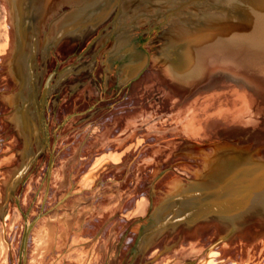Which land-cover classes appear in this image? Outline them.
Segmentation results:
<instances>
[{
	"label": "rangeland",
	"instance_id": "374dc122",
	"mask_svg": "<svg viewBox=\"0 0 264 264\" xmlns=\"http://www.w3.org/2000/svg\"><path fill=\"white\" fill-rule=\"evenodd\" d=\"M95 1L97 0L91 2ZM122 1V6L125 7L133 3L135 21L134 24H129L125 35H135V48L139 50L135 59L144 61L135 72V81H138L145 74L149 76L156 67L161 68L160 63L166 62V32L171 26L168 11L177 7L181 0ZM89 2L90 0H35L30 6L31 16L27 21L25 44L19 63L21 62L24 73L26 63L30 62L36 93L40 92L39 89L46 82L45 101L41 111L46 140L43 149L37 152L35 146H31L33 155H28L30 158L26 159L19 177H16L12 195L6 203L0 204V228L5 215V223L9 227L8 245L2 248L4 253L0 255V264H182L181 255L171 260H154L147 253L149 239L141 245L137 241L139 234L143 227H151L155 223V209L168 194L175 192L179 184L189 177L194 178L197 174L206 172L203 169L217 164L219 158L210 163V166L204 165V168L198 161L187 159H176L162 165L173 154L166 157L163 163L154 164L155 169L149 166L146 168L142 160L147 157L148 150L159 154L158 148L163 144H189L187 139L211 150L210 146L222 142L230 135L229 131H237L238 128L219 127L213 128L211 133L196 134L186 131L181 126V121H171L173 116L164 121H154L155 116L163 113L150 114L142 103L143 100L140 101L142 98L130 97L134 93L132 87H111V80L116 72L105 71V66L109 64L106 51L113 47L115 38L110 37L105 28L97 34V39H91L96 33L95 28L64 35L59 43H55L53 35L59 24L75 18L76 14L92 4ZM200 5L198 0L193 1L190 7L181 8V11L197 9ZM130 9L131 7L127 11ZM132 26L133 32L130 29ZM32 46H35L33 55L30 50ZM109 75L111 79L107 78ZM28 76L29 73L24 74L18 87L12 90L17 93V98H7L10 102L13 99L17 101L16 105L6 102L0 111V160L6 159L0 163V179L2 176L6 179L11 169L23 163L21 159L8 160L15 147H9L11 143L8 141L13 133L7 128L10 124H6V121L11 118V112L21 100H24L23 97H27L30 89ZM9 91L11 90L3 89L0 93L7 94ZM79 95H82L81 100L86 99L81 110L76 111L86 112L82 119L73 123L69 114L60 118L55 116L53 110H57L60 101L77 96L80 98ZM185 97L186 95L176 107L179 115L190 98ZM202 101L205 102L204 99ZM134 104L135 111L139 108L143 110H138L143 117L140 120L139 116L136 117L135 136H129L132 144H124L128 136L121 138L120 134L116 137L110 134L106 140L100 130L107 125L108 116L122 113ZM101 139L113 146L101 145ZM122 147H129V150L123 151ZM29 148L27 150L32 152ZM57 169L59 173L56 175ZM257 172H264L263 166ZM23 232L22 248L20 239L23 238ZM199 257L202 261L194 264L205 263L207 256Z\"/></svg>",
	"mask_w": 264,
	"mask_h": 264
},
{
	"label": "bare ground",
	"instance_id": "6f19581e",
	"mask_svg": "<svg viewBox=\"0 0 264 264\" xmlns=\"http://www.w3.org/2000/svg\"><path fill=\"white\" fill-rule=\"evenodd\" d=\"M30 16L25 0H0V91L11 90L7 94L0 93V111L6 102H10L7 98L11 96L17 98V93L12 90L18 87L24 74L29 73L30 83L27 97H23L24 100H21L11 112L9 120L3 119L6 124H10L7 128L13 133L8 141L11 143L9 147L12 148V145L15 147L8 160L21 159L23 163L8 171L6 179L3 176L0 179V204L6 203L12 195L16 177L25 166L24 162L29 158L28 155H33L34 150L31 146H35L36 152L40 150L39 133H42L44 139L43 147L46 140L41 112L45 101V97L42 96L43 87L41 89L37 87L40 92L36 93L30 62H25L24 73L20 66L21 62L19 63ZM63 27L64 29L53 35L54 40L75 32L72 26ZM258 27L259 32L254 34L261 38L255 39H238L231 32L213 30V26L206 31L190 34L187 40L184 38L185 42L169 50V55L164 57L167 59L166 62L158 63L161 68L156 67L149 76L143 75L133 85L134 93H131L130 97L142 98L140 101L143 100L142 103L146 105V110L150 114L163 113L155 116L154 121L157 119L164 121L173 116L171 121H181V126L185 127L186 131L196 134L211 133L213 128L219 127L238 128L237 131L228 132L231 133L224 138L225 144L218 147L210 146L211 150L187 139L189 144L186 142L175 146L174 143L163 144L158 148L159 154H153L152 150L146 152L147 157L142 160L146 168L148 166L154 168V164L163 163L170 154L173 155L162 165L176 159H187L198 161L204 168L219 158L217 164L206 167L203 169L206 172L200 174L207 175L208 179L218 178V187L208 190L211 186L208 184L195 192L185 190L175 199L172 207L166 208L164 203L168 198L166 197L155 209V215L161 212L159 219L168 217L175 220L177 214H180L181 220L169 221L171 223L164 231L151 235L147 253L154 260L159 258L171 260L181 255L182 264H194L202 261L199 256L206 255L204 264H264V172H257L260 167L264 168V25ZM188 39L196 41L189 43ZM34 47H30L32 55L35 52ZM199 83L201 84L198 85ZM185 95L190 98L179 115L176 107ZM14 99L11 102L16 105L17 101ZM139 109L135 111V120L138 116L139 120L143 117ZM1 126L0 120V130ZM105 138L107 140L109 137ZM100 143L113 146L107 144L104 139H101ZM28 148L32 152L28 151ZM174 151L179 153L174 154ZM5 160H0V163ZM58 173L59 169L55 174ZM192 200L194 202H191ZM159 208L163 210L156 212ZM170 211H173L172 214ZM4 218L0 228V255L4 253L2 248L8 245L9 227L5 223L6 215ZM165 222L166 220H162L163 224ZM46 224L49 227L48 223ZM45 234L42 235L44 239ZM24 235L23 232V238L20 239L22 248Z\"/></svg>",
	"mask_w": 264,
	"mask_h": 264
},
{
	"label": "water",
	"instance_id": "95a60500",
	"mask_svg": "<svg viewBox=\"0 0 264 264\" xmlns=\"http://www.w3.org/2000/svg\"><path fill=\"white\" fill-rule=\"evenodd\" d=\"M35 0H25V5L27 8ZM92 0H90L91 2ZM170 2L172 0H169ZM193 1L197 0H181L177 3V7L172 8L168 11L170 17L169 23L171 24L169 30L166 32V39L168 40L164 56L169 55V50L175 48L176 46L181 45L185 40H187L188 35L193 33L201 32L213 26V30L217 32H231L233 35H236L238 39H249V38H261L255 35L259 31L258 26L264 25V0H198L200 2V8H193L191 10L186 9L181 11V8L189 6ZM190 7V6H189ZM89 8H87L88 10ZM91 10V8H90ZM180 10V11H178ZM89 11V10H88ZM178 11V12H177ZM210 30V29H209ZM255 35V36H254ZM177 37L181 40H177ZM182 38V39H181ZM189 43H194L196 40L188 39ZM144 61H141L143 65ZM45 87L46 82L43 86L42 96L45 97ZM44 99V98H43ZM39 147L40 150L43 149V137L42 133H39ZM214 143V142H213ZM225 141L220 143L216 142L213 144V147H218L225 144ZM30 158V157H29ZM28 159V158H27ZM231 169H229L230 171ZM207 175L197 174L194 178H190L187 181H183L179 184V187L176 188V191L173 194L168 195V198L164 200L165 205L172 207L173 203L176 202L175 199L180 197L179 195L185 190L195 192L200 190L202 187L210 184L208 190L218 187L219 179L206 178ZM216 181V182H215ZM224 192V191H222ZM195 194V193H193ZM188 196V195H187ZM191 202H194L192 200ZM195 204V203H194ZM191 203L190 206H192ZM195 206H197L195 204ZM163 210L159 208L156 212ZM173 211H170L172 214ZM155 223L151 227H143L139 237L138 243L144 245V242L147 239L151 238V235L157 234L164 231L167 225L171 222H178L181 220L180 214H177V219L170 220L168 217L165 219H159V215H154ZM162 220H166L163 224ZM169 221H171L169 223ZM150 236V237H149Z\"/></svg>",
	"mask_w": 264,
	"mask_h": 264
},
{
	"label": "crops",
	"instance_id": "0c3cea01",
	"mask_svg": "<svg viewBox=\"0 0 264 264\" xmlns=\"http://www.w3.org/2000/svg\"><path fill=\"white\" fill-rule=\"evenodd\" d=\"M122 3H124L122 0H97L89 5V7H85V9L80 11L79 14H76L74 20L70 19L69 21L59 24L56 32L60 31L62 28L64 29L63 25H67V27L72 26L75 32L78 33L85 32L87 29L92 30L96 28V33L94 34L95 36L93 35L91 37V39H95L101 30L104 28L107 29L106 33L110 37L115 38V44L106 51V54L109 55V64L105 66L107 67L105 68V71L114 70L116 72L114 77H112L113 79L111 80V87H117L121 85L122 88L127 86L128 89L129 87H134L135 72L140 69L142 64L140 59H135V55L139 53L138 48H135V35H125L129 24H134L135 21V14L133 12L134 8L132 6L133 3H131V6L128 7L122 6ZM130 7L131 9L127 11ZM87 8H89V11ZM133 27L134 26L130 28L132 32ZM63 37L64 36L58 37L56 39L57 41L55 40V43H59ZM110 77L111 75H109L107 78ZM79 96L80 98L77 96V98H68V101L67 99L60 101L57 110H53L55 116L60 118L63 115L69 114V118L72 119L73 123H76L82 119V115H84L86 112L76 111L81 110L80 107L82 103L86 102V99L83 101L81 100L82 95ZM85 98L87 97L85 96ZM125 111L122 113H113L112 115L108 116V122L106 123L107 125L102 127L100 131L102 132L101 134H104L106 137L110 134H120L121 138L128 136V141L126 140L124 144L128 142L131 145L132 140L129 136H135V104L132 108H128V110ZM74 129L76 130V128ZM130 145L129 147H131ZM129 147H122L124 148L123 151L129 150Z\"/></svg>",
	"mask_w": 264,
	"mask_h": 264
}]
</instances>
